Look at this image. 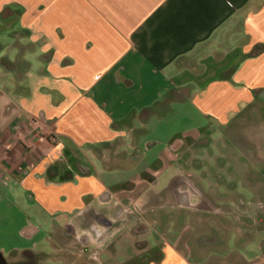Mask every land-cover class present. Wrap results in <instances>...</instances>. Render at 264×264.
<instances>
[{
	"label": "crops",
	"instance_id": "1",
	"mask_svg": "<svg viewBox=\"0 0 264 264\" xmlns=\"http://www.w3.org/2000/svg\"><path fill=\"white\" fill-rule=\"evenodd\" d=\"M0 20L25 34L0 56V263L223 264L209 250L220 232L193 223L213 219L190 208L194 191L212 199L208 174H220L221 203L239 183L264 188V167L242 162L261 155L264 0H0ZM7 56L25 73L5 68ZM237 123L252 145L227 132ZM213 143L214 170L195 164ZM131 201L177 207L119 243L134 227L121 211Z\"/></svg>",
	"mask_w": 264,
	"mask_h": 264
},
{
	"label": "rangeland",
	"instance_id": "2",
	"mask_svg": "<svg viewBox=\"0 0 264 264\" xmlns=\"http://www.w3.org/2000/svg\"><path fill=\"white\" fill-rule=\"evenodd\" d=\"M8 27L9 29H5ZM18 32L19 31L16 25L9 24V23L5 24V23H2L0 20V49L6 47V49L0 50V56L2 55L9 56L11 55L12 52H14L13 50H15L16 48H14L13 46L16 43H18L17 40L20 38V36L25 35L23 33H18ZM21 43L23 44V42ZM8 56L2 60V64L5 66V68L13 69L16 72H19L18 69L20 68L21 75L25 73L28 67V63L20 59L21 57L19 58L20 60L15 61V60H12L13 59L12 56H10L11 58ZM25 57L28 60H30V62L34 66L30 68V74L26 80L30 82L33 86L36 83V77H37L36 74L39 73L40 71L38 68V65H40V63L35 57V52L29 51L28 54L25 55ZM37 98L42 99L39 96ZM45 98L49 99L48 96H46ZM260 120L261 122L262 120H264V112L261 113ZM247 122L249 123L248 130L250 132H253L254 130L259 131V126H256V124H252V121H246L245 123ZM263 126L264 124L261 125V129L263 130L261 131L262 136L259 139L260 145L257 147L258 149H260L261 155H259L258 157L254 159L252 157L250 158V160H247L246 158H244V161H242L246 163V166L252 169L254 168L257 171L259 170L258 168L262 169L264 167V139H263L264 138V127ZM243 127L244 126L237 123V124L232 125L227 130V132L232 135L233 133L239 132L241 130L240 137L242 141L246 144L245 145L241 143L242 148L247 147L252 143V142L249 143L250 142L249 136H248L249 132L247 131V128L245 130H242ZM212 137H215V135H213ZM139 146L142 149V151H145L143 150L144 141L140 143ZM114 148L115 147H113V150ZM196 151H197L196 152L197 156H196V159L194 160V163L197 164V163H200L199 161H203L206 164V166H209L208 168H211L212 170H214L212 167H215L217 165V162H215L214 158L216 156L218 157L219 155H222L221 151H219V146H217L214 143L209 146H201ZM232 153L234 154V156L230 158L234 161V163H236L237 158L239 160H242L243 157L236 156L238 155L236 151H233ZM203 154L207 156L206 159H204L205 156L202 157ZM208 175H211L212 180H213V183L211 185L209 184L210 196L212 197V199L205 198V196L200 194L198 190L194 191L195 193H197L196 194L197 196H202V199H201L200 204L195 205V206L192 205L190 209L193 212L201 213L202 215L210 214V216L208 217L210 219H213V220H209V222H204V220L199 221V222L194 221L193 223L200 229V232L209 234L210 233L209 230H213L215 232L216 231L220 232L219 233L220 236L222 235V238L224 240L223 244H221V246H212V248L209 249L211 251L210 253L216 254L220 262H222L223 264H260L261 261H263L264 259V188L258 189L256 191H252L250 188L243 187V185H241L240 183L238 184L236 191H233V190L231 191L226 187L225 189H222V190L228 189L227 191L231 192V194H229L230 197H233L234 194L236 195L237 193L239 194V196L235 199L233 198L230 199L225 204V203H221L222 202L221 195L223 194L220 193V190H221V184H220V178H219L220 174L213 173V174H208ZM245 175L249 176L250 182L257 180L259 177H261V174H258L256 172L250 173V174L246 173ZM206 194L205 195L208 197L209 193L207 192ZM209 200H212L211 201L212 203ZM175 207L177 206H173L174 208L173 209L171 205H166V204H159V205L152 204L148 206L147 205L143 206V205H140V203L136 201L125 203V205L121 207V211L122 213L126 212L125 214H128V216L133 219L134 227L132 229H130L129 227L120 228L122 232L124 230H126L127 232L123 233L119 237V240H120L119 243L125 242V239H122V237L126 233L131 234V233H137V232L139 233L140 231L141 232L145 231L144 228H141L142 225L140 226L141 224L140 222L143 223L144 219H150V216L153 213L155 214V216H157V214L159 213V210H163L167 212L165 214L164 220L170 219L171 216H174L173 214H174ZM177 210H179L178 208L176 209V212L181 211L180 213L182 214L191 212L190 210H189L190 212H186L183 210L177 211ZM227 213L230 214L229 218L225 215ZM231 214L236 215L237 219L236 220L233 219ZM223 217L227 220V221H224L227 226L223 225V222L220 220ZM150 227L154 229L155 226H151L150 224ZM136 228L137 230H135ZM185 228L186 227L184 226L179 231H182ZM162 230L165 231L163 228H159L156 231L160 233V235H162L161 234L163 232ZM199 234H202V233H199ZM165 235L166 233L164 234V236ZM201 238L204 239L207 237H204L203 235V237ZM92 250L93 251H91V253L92 254L96 253V257L100 258V255L102 256V253H105V251H107V247L106 245H102L99 248L97 249L93 248ZM91 256L93 258V255ZM17 259H19V261L25 262L24 264H27L30 258L27 255L26 256L22 255V256H19ZM197 259H199V257L195 258V262L199 263ZM39 261L40 260L37 259L36 264H39ZM28 264H32V263H28Z\"/></svg>",
	"mask_w": 264,
	"mask_h": 264
},
{
	"label": "trees",
	"instance_id": "3",
	"mask_svg": "<svg viewBox=\"0 0 264 264\" xmlns=\"http://www.w3.org/2000/svg\"><path fill=\"white\" fill-rule=\"evenodd\" d=\"M39 258H40V255L31 254L30 259L28 260V263L35 264L37 262V259H39Z\"/></svg>",
	"mask_w": 264,
	"mask_h": 264
},
{
	"label": "water",
	"instance_id": "4",
	"mask_svg": "<svg viewBox=\"0 0 264 264\" xmlns=\"http://www.w3.org/2000/svg\"><path fill=\"white\" fill-rule=\"evenodd\" d=\"M2 257V255L0 254V258ZM1 264V263H0ZM3 264H6L5 262Z\"/></svg>",
	"mask_w": 264,
	"mask_h": 264
}]
</instances>
